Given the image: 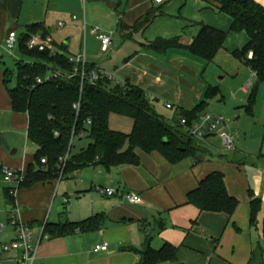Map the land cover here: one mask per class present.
I'll use <instances>...</instances> for the list:
<instances>
[{"label":"crops","instance_id":"crops-1","mask_svg":"<svg viewBox=\"0 0 264 264\" xmlns=\"http://www.w3.org/2000/svg\"><path fill=\"white\" fill-rule=\"evenodd\" d=\"M25 1L0 0V60L5 53L8 34L12 31L18 33L17 28L20 29V24L15 21H20ZM80 1L82 12L74 15L77 20H73L74 16L62 17L67 7L79 8ZM254 1L264 7V0ZM51 2L48 0L43 9L45 0L36 2L41 12L30 17L28 23L32 24L25 26L24 33L32 25H42L57 45L67 47L68 53L69 45L79 42L77 53H69L70 56L85 52L87 64L114 76L118 82L127 81L143 89L160 117V111L168 110L167 105L173 106L168 111H172L174 118L180 110L192 111L206 101L210 88H219V95L206 103L203 114L228 120L226 131L236 138L237 149L227 152L215 134L208 135L202 142L203 154L196 161L188 159L177 165L170 164L159 153L146 154L137 150L140 158L138 167L114 169L116 173L107 172L104 182L76 188L77 208L69 214L64 206L61 212L65 216L53 222L48 216L43 221L52 193L44 195V188L39 187L30 191L19 190L18 196L17 191L14 196L16 208L20 203L33 210L35 207L29 201L30 196L34 198L36 208L41 209L38 218H34L36 214H25L27 225L37 234L47 222L65 225L99 216L107 221L105 227L97 232L66 238L51 237L44 241L35 264H139L140 252L149 248L158 251L166 243L177 248L176 264H250L253 251L261 249L264 252V85L259 88L252 113H248L246 106L257 77L232 56L233 52L242 50L249 43L248 35L231 32L232 20L218 10L216 0H164L160 4L154 0H89L85 5L82 0H71L66 6L51 5ZM151 13H155L156 18L147 28H141L140 23ZM61 21L65 24L63 29L68 30L58 43L53 29L57 27L59 31ZM203 24L228 33L224 49L210 65L183 51L172 50L163 55L147 48L158 39H178L181 45L191 46ZM93 27L112 34L114 45L109 54L88 51V42L100 49L99 41L89 32ZM209 73L210 77L207 76ZM214 75H222V79L245 78V85L237 90L242 99L238 100L237 95L233 99L237 105L241 104L238 109L231 111L227 107V99L220 87L214 86ZM2 86L3 75L0 72V118H9L19 129H28V117L25 122L13 111L9 94ZM216 100L225 108H214L210 103ZM216 143L219 147H215ZM31 146L34 157L37 148L33 144ZM3 148L0 138V159H3ZM29 164L24 161L22 166L6 168L26 173ZM214 172L224 174L228 193L239 202L232 217L223 213L200 212L188 204V194ZM97 186L115 189L118 195L103 197V200L93 193ZM250 192L263 201L256 227L250 223ZM129 193L140 195L142 203H127L123 197ZM65 196L69 197L68 193ZM25 208L21 207V210L25 212ZM158 226H161L159 230ZM11 228L9 239L0 243H10L15 239V228ZM6 229L7 226L1 233ZM103 245L108 246L107 251H94ZM18 258L19 253L0 254V262L18 264Z\"/></svg>","mask_w":264,"mask_h":264},{"label":"trees","instance_id":"trees-1","mask_svg":"<svg viewBox=\"0 0 264 264\" xmlns=\"http://www.w3.org/2000/svg\"><path fill=\"white\" fill-rule=\"evenodd\" d=\"M218 10L232 20L231 32L246 33L249 43L233 52V57L248 67L257 77L246 110L252 113L259 88L264 85V7L254 0H216ZM156 18L149 14L140 23L147 28ZM200 34L191 46H183L178 39H158L147 48L159 54L169 51H183L205 62L214 63L224 49L228 33L201 25ZM49 35L42 25H32L20 35L18 54L22 61L16 71L0 66L3 83L9 94L12 109L17 114L28 117L27 138L36 146L34 161L26 170L24 182L17 188L4 190L9 206H14V191L32 188L37 184L58 181L62 172L64 178L92 166H100L108 172L122 167H138L140 158L136 151L146 154L159 153L167 162L177 165L185 160H197L203 154V141L193 138L188 130L203 114L206 103L219 95V88H210L206 101L192 111L180 110L177 123H169L153 109L147 93L140 87L124 81H110L100 78L94 84L87 78L97 71L93 64H86V77L81 70L75 74L77 66L70 62L67 47L57 45L55 56L49 51H31L27 43L32 35ZM55 74L60 75L53 78ZM16 77V87L11 88ZM38 80L43 81L39 84ZM79 105V111L75 109ZM117 114L130 118L133 129L130 134L114 131L109 126V118ZM186 119L183 127L179 118ZM90 122V124H89ZM87 139L86 147L73 153L75 141ZM68 156L65 164L61 161ZM45 160L46 164H42ZM188 204L200 212L223 213L232 217L239 202L230 196L221 172L208 175L197 189L188 196ZM252 227L258 224L262 200L250 192ZM105 217H95L85 222L65 225L46 223L44 233L50 238H66L77 234H87L102 230ZM264 238V223H263ZM139 264H176L177 248L166 243L160 250L152 248L140 252ZM264 252L255 250L250 264H263Z\"/></svg>","mask_w":264,"mask_h":264},{"label":"rangeland","instance_id":"rangeland-1","mask_svg":"<svg viewBox=\"0 0 264 264\" xmlns=\"http://www.w3.org/2000/svg\"><path fill=\"white\" fill-rule=\"evenodd\" d=\"M37 1L39 0H26L25 4L23 6L22 10V17L20 21L16 20V24H20V29L17 28L18 33L20 35L24 34L25 26L31 25L32 23H28L30 20V17L32 15H35L36 13H40L41 7H39V4L37 6ZM51 5L56 4L61 6H66L68 2L71 0H51ZM48 4V0H45V6L42 7L45 8ZM81 5V6H80ZM82 4L81 1L79 2V8H71L67 7L64 11L65 15L62 16L63 18L70 16L71 18L75 15V13H81ZM69 17V18H70ZM67 21V20H66ZM62 23L64 21H61ZM57 27H54L53 29V36L55 40L60 43L63 36L67 34L68 28L65 30L63 28H60V30H56ZM58 31V32H57ZM79 42L75 45H69V53L75 54L78 51ZM92 50H95L96 53L100 51V49H97V47H92V44L88 42V51L91 52ZM234 58V57H233ZM22 57L20 59H12L9 56H7L5 53L3 55V58L0 60V66L8 68L12 71H16L18 63L21 61ZM210 77V73L207 75ZM222 75H214V82H216V85L220 87L222 95L225 96L228 103V108L233 111L234 109H238L239 106L237 103L233 102L234 95H237L238 89L241 86L245 85V78L239 76L235 79L228 78V79H222ZM17 80L16 77L13 78L12 83L10 84L11 88L16 87ZM2 88L5 89V86H2ZM2 95V94H1ZM238 100H241L242 97L240 95H237ZM220 98V97H219ZM216 100L215 102L210 103L214 108L222 107L225 108L223 103L218 104ZM213 109H211V112ZM161 112V118L165 119L166 121L170 123H177V118H174V114L171 113L172 111H168L164 108ZM21 119L25 122H27V115L26 114H19ZM25 126V125H24ZM109 126L110 128L114 130H118L121 133L124 134H130L133 129V121L130 118L120 116L117 114H112L109 118ZM27 127L24 129L21 127L20 129L15 126L9 118H0V138L2 139V142L4 144V148L2 149L3 155L1 156L3 159H0V165L4 167H9L13 165H20L22 166L24 161L25 163L29 164V162L34 161L33 153H32V143L28 141L27 138ZM88 140L84 139L82 141L76 140L75 141V148L73 149V153L78 152L81 148L86 147L88 144ZM215 147H219L216 143ZM16 152V154H14ZM108 171L100 166H94L88 169H85L82 173H73L72 175L68 176L65 180L59 182V181H53L52 183H46V184H37L32 188H27V191H30L31 189H35L36 187H39V189H42L43 194L48 196V193H52V196L46 205V212L44 214L43 221L45 220L46 216L51 219V221H55L58 219H61L65 216L61 211L62 208L65 206L67 213L70 214L71 211H74L77 208V205L79 203V200L77 199V194L75 193L76 190L81 186H90L92 183H99L104 182V178L108 176ZM112 174L116 173L115 170L110 171ZM9 184L5 181L4 177L0 174V224H4L7 226V229L1 233L0 231V242H4L5 240L9 239L11 235V223L9 222L10 219V213H13L15 216V219L21 220L22 223L27 224L26 216L28 215L36 214L34 218H38V216L41 213V209L36 208V205H34V198L29 196V201L33 203V207H35L33 210L29 209L28 206H25L24 204L20 205L18 203L17 208L15 206H9L7 203V200L5 198L3 189L7 188ZM77 188V189H76ZM58 192V194H57ZM72 192V193H71ZM21 193V191H18L17 196ZM24 195H27L26 192H23ZM68 193V196H65V194ZM92 193V192H91ZM93 193H96L100 196L101 199L104 196L100 195L93 189ZM57 195V197L55 196ZM22 195V194H21ZM20 195V197H21ZM90 195V193L88 194ZM26 197V196H25ZM21 199V198H20ZM63 199V202H61ZM15 200V198H14ZM21 207H26L25 212L21 210ZM14 228V227H13ZM157 230H159V226L157 227ZM152 237V236H151ZM159 250V249H158ZM0 264H15L13 261H3L0 262ZM257 264V263H256Z\"/></svg>","mask_w":264,"mask_h":264},{"label":"built area","instance_id":"built-area-1","mask_svg":"<svg viewBox=\"0 0 264 264\" xmlns=\"http://www.w3.org/2000/svg\"><path fill=\"white\" fill-rule=\"evenodd\" d=\"M82 1L85 5L89 0H82ZM154 1L155 3L158 4L164 2V0H154ZM77 18H78L77 16H74L73 20H77ZM64 26H65L64 23L60 24V28H63ZM85 31H86V25H85ZM89 32L93 36H95L96 39L99 41L101 53L103 55L109 54L114 45L112 34L104 32L99 27H93ZM19 38L20 36L18 35V33L14 31L10 32L7 36L5 43V54L12 59L21 58L18 54V48L20 44ZM27 47L31 51H39V52L49 51L53 56H55L60 52L53 38L50 35H44L42 33L32 35L27 43ZM69 60L71 63L77 66V69H75V74L78 73L79 70H81L82 77L85 78L86 73L84 68L87 64L85 52H82L76 57L70 56ZM59 76L60 75L55 74L53 78H58ZM87 78L93 84L97 82L100 78H108L110 81H117L114 76L108 75L105 72L99 70L94 71ZM38 82L39 84L43 83V81L41 80H38ZM75 109L79 111V105L76 106ZM167 109L172 110L173 106L167 105ZM179 121L183 127H186L187 125L186 119L180 117ZM227 123L228 120L225 117L213 116L211 114H203L199 117L198 121L194 123L193 128L188 130V132L193 138L198 139L200 141H205L208 135L215 134L220 140V143L225 151L234 152L237 149L236 138L232 134L226 131ZM67 160H68V156L62 159L61 161L63 162V164H65ZM42 164H46V161L43 160ZM0 174L4 177L5 181L9 184V187L11 188H17L21 183L24 182L25 179V173L23 171H14L2 165H0ZM63 180H65V178L62 168V172L58 181L61 182ZM94 189L97 193H99L104 197L112 198L118 195V191H116L115 189L104 188L101 186H97ZM16 192L17 190L13 192L14 196ZM123 198L127 203L131 205H138L142 203V197L138 194L129 193L124 195ZM9 222L15 228L16 237L10 243H0V254L8 255L13 252L19 253V258L17 259L18 264H35L36 260L38 259V251L41 244L44 241H48L50 239V236L44 233L46 224L41 229L40 233L37 234L31 226L22 223L21 220L15 219L13 213H10ZM5 228H6L5 225L0 224V231L4 230ZM107 249L108 246L103 245L96 247L94 251L96 253H99L102 251H107Z\"/></svg>","mask_w":264,"mask_h":264},{"label":"water","instance_id":"water-1","mask_svg":"<svg viewBox=\"0 0 264 264\" xmlns=\"http://www.w3.org/2000/svg\"><path fill=\"white\" fill-rule=\"evenodd\" d=\"M160 227H161V226H159V228H160ZM151 241H152V240L149 241V245H150Z\"/></svg>","mask_w":264,"mask_h":264}]
</instances>
